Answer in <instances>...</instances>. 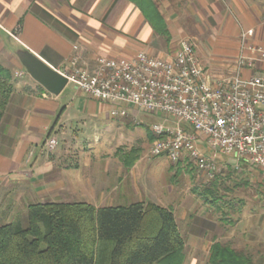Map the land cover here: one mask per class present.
I'll list each match as a JSON object with an SVG mask.
<instances>
[{
  "label": "crops",
  "instance_id": "crops-1",
  "mask_svg": "<svg viewBox=\"0 0 264 264\" xmlns=\"http://www.w3.org/2000/svg\"><path fill=\"white\" fill-rule=\"evenodd\" d=\"M164 1L158 11L165 21L167 34L157 32L145 12L131 0H0V35H4L8 46L12 45L11 33L14 34L16 49L28 50L56 70L71 68V60L76 58L83 67L92 71L98 55L129 57L138 50L156 57L171 56L185 36L193 42L202 66L215 76H223L234 70L242 30L251 29L253 34L248 41L264 47L263 0H176L177 6H182V12ZM184 13L192 17L194 30L191 34H187L185 23H180L185 18ZM35 82L37 84L27 90L24 89V82L14 84L4 109L0 121V182L3 179L41 178L47 186L38 189L36 185L34 193L54 190L50 194L59 197H71L78 193L95 198L90 203L103 207L119 205L121 199L131 197L130 192L135 195L128 204L139 201L160 204L157 194L160 181L170 177L169 182L163 183L166 192L160 193L162 198L165 196L164 204L174 212L171 201L176 198L182 200L183 195L171 184V177L175 176L172 173L168 176L170 172L160 168L169 163L168 158L159 155L148 162L145 160L152 139L150 122L140 120L137 124L140 127L134 130L129 127L132 119L121 121L126 126L124 130L132 137L128 136L125 141L134 143V138V141L141 140L143 145L137 158L133 154L135 151L131 156H121L118 148L120 141L124 142V135L114 133L112 126L106 125L107 135L94 132L92 140H89L90 134L83 132L86 118L94 117L92 112L86 111L87 105L93 106V98L75 91L70 102L65 103L63 91L55 95ZM109 111L107 117L111 116ZM121 111L119 115H128L125 108ZM59 127L63 128L61 133ZM47 129L58 136V143L50 156H46L40 148L50 134ZM117 129L120 130V126ZM203 147L207 148L204 144L201 145ZM210 154L218 158L217 161L222 159L227 166L236 163L234 158L220 152ZM130 160L133 164L127 169ZM153 163L160 169L156 177H146L141 172L137 179L129 176L139 167L147 168ZM241 166L246 167L243 163ZM136 180H140V185L144 187L141 191L134 188ZM148 183L155 191L150 190ZM167 196L175 198L166 202ZM200 217L197 214V220L191 224L192 242L198 244L207 229L212 231L209 242L220 239L215 234L220 224L214 220V226L204 227L198 221ZM247 217L248 220L254 217L256 224L252 223L250 228L255 229L256 236L262 239L264 208ZM237 225L242 223L238 222L234 227ZM239 226L245 231V224ZM250 230L246 233L249 231L248 234L252 235Z\"/></svg>",
  "mask_w": 264,
  "mask_h": 264
},
{
  "label": "built area",
  "instance_id": "built-area-1",
  "mask_svg": "<svg viewBox=\"0 0 264 264\" xmlns=\"http://www.w3.org/2000/svg\"><path fill=\"white\" fill-rule=\"evenodd\" d=\"M252 34L241 32L234 71L226 76L202 67L189 40H180L168 58L145 51L126 58L98 55L92 71L76 58L71 71H59L76 90L113 106L112 115L118 104L160 112L163 119L149 127L152 156L187 158L211 176L216 163L203 155L202 136L211 150L264 171V47L248 41Z\"/></svg>",
  "mask_w": 264,
  "mask_h": 264
},
{
  "label": "rangeland",
  "instance_id": "rangeland-1",
  "mask_svg": "<svg viewBox=\"0 0 264 264\" xmlns=\"http://www.w3.org/2000/svg\"><path fill=\"white\" fill-rule=\"evenodd\" d=\"M150 1L154 3L159 17L164 21L162 15L158 11L159 6H161L160 4H163L162 1L164 0ZM167 2L171 8H178L180 9L179 11L182 12V6L179 5L178 7L176 0H167ZM262 8L264 9V7ZM183 17L185 18L184 20H181L180 23H185V25L187 26V34L193 33L194 28L192 26V17L188 14L185 15V13L183 14ZM11 35H13V37L11 38V42L14 46H12L11 44L7 46L4 35H0V66L8 70L7 76L9 75L8 77L12 79L13 84L24 82V84H26L24 85V89L27 90L29 89V87L35 86V84L37 83L29 76L25 68L19 62L16 51L21 48L16 49V42L13 39H16V36L12 33ZM181 40H189L193 45V42L189 37L183 36ZM179 45L180 41L178 44V48ZM139 51L144 50H138L137 52ZM195 56L199 64L202 66L196 54ZM168 57H170V55L161 58ZM65 70L68 72L71 71V68H66ZM233 71H231V73ZM62 91V96H65V103H68L70 102V97H73L75 91L78 90H76L74 85L72 83H69L67 80V84ZM81 93L87 96L82 91ZM94 101L95 102L93 103V106H86V111L92 112L94 117L88 116L86 118L87 123L83 129V132L85 134H90L89 140H92L94 132H97L98 135H102V132L103 134L107 135L106 125L112 126L114 133L120 132L122 136L124 135V142L121 140L118 148L121 156L127 154L131 156L132 151H135L133 154L136 157L138 156V154H140V152L142 153L141 150L143 147L140 142L141 140L139 141L137 139V141H134L133 138L132 141L134 143L125 141L127 140L126 138H128V136L131 137V135H128L129 132L127 130H124V127L126 126H123V124H121V121L132 119L129 127L130 129L137 130V127H140L139 125H137L140 124V120L145 121V123L148 121L151 125L152 123L159 122L163 119L160 112H150L142 108H137L133 105L126 104H118L114 106H116V109H118L119 111V113L116 115H119L120 111L125 108L128 112L127 116L112 115L111 110H113V106H110V104L107 102L97 99H94ZM107 111H109L111 116L107 117ZM94 123H96V126ZM118 126H120V130L117 129ZM58 131H60L61 133V131H63V128L61 129V127H59ZM48 132L50 133L49 129H47V133ZM114 136V138H116V134H114ZM198 138L200 147L204 144L208 148H201L203 155L208 158H212V160L216 163L214 164L215 169L213 170V173H211V176L208 175L209 173L207 171L198 169L194 162H190L187 158L181 159V162H172L169 160V163L166 162L160 167L163 171H166L167 173L170 172L168 176H170L171 173L175 176L174 178L171 177V184L177 187L178 193L181 191V194L183 195L182 200L180 198H176L174 202H172L171 200L174 199L175 196H167L166 202H168V200L171 201L170 205H172L171 207L174 209V212L171 208L168 209L163 201L165 199V196L162 198V193H160V191L166 192V185L163 183L169 182L170 177H167L166 181H163L164 178L161 179L159 187L160 189H158L157 191V194L159 195L157 196L160 199L158 201L160 204L158 205L170 210L176 223L180 226L179 232L183 239V260L181 264H210V250L211 246L215 243L228 246L234 252L242 254L246 258L245 260L247 261V263L249 262V264H264V236L262 239H260L259 236H256L257 234L254 231L255 229L250 228V225L252 223L255 226L256 220L254 219V217L252 218V220H248L249 217H247L254 216L257 210L262 207L264 208V172H261V170H258L254 167L251 169L246 164V167L241 166L242 162H236L233 165L227 166L226 163L222 162V159L217 161L218 158L214 157V155H211L210 153H221V151L211 150L206 144L204 137L199 136ZM151 142L152 139L149 143L148 152L147 154L145 153V160L147 162L150 161L152 157H154L150 153ZM57 143L58 136L56 135V133H50L47 134L43 142L40 144V148L43 152H45L46 156H50V153L56 147ZM227 156H231L232 158H234L232 155ZM182 163H186V165H182ZM132 164V160H130L128 162L127 169H130L132 167ZM174 164L175 166L173 167ZM169 165L171 167H169L168 169ZM178 165L182 166L179 167ZM175 170L178 173H175ZM159 171L160 169L153 163L147 168H144L143 166L139 167L138 170H135V172L132 171L129 176L133 175L137 179L141 172L144 173L146 177L147 175L156 177ZM3 180L4 181L0 182V225L6 223H19L22 226H26L27 206L33 203L60 202L65 204H72L74 202H85L86 204L88 203L96 207V204H94V202L90 203V201H94L95 198L84 197L79 195L78 193L72 195L71 197H59L55 196L54 194H50L54 190H44L41 194L34 193V187L36 185H38V189L47 186V182L45 180H41V178L31 180V178L28 177V179L19 178L14 180ZM140 184V180H136L134 188H136L138 191H141L144 188ZM148 187L150 188V190L153 189L152 184H149ZM130 190L133 191V189L131 188ZM129 194L131 196L130 198L125 197L126 199L120 200V203H118L120 206L128 205V201L133 198L132 195H135L133 192H130ZM135 199H137V197H135ZM175 203L177 204L174 205ZM197 214L202 216L198 221L204 227L214 226V220L220 224L219 226L221 227H218L217 230H215V234L220 236V239H215L209 242V240H211L210 238L212 231L209 232L207 229L205 230V236L202 240H199L198 244L192 242L193 239L190 238L191 224L193 223L192 221L196 219L195 217H197ZM244 216H246V218H243ZM238 222L242 223L241 226L237 225L239 227H242L245 224V231L241 230V228H238L237 226L234 227ZM231 229H234V233H231ZM246 230H250V233H252V235L248 234L249 231L246 233Z\"/></svg>",
  "mask_w": 264,
  "mask_h": 264
},
{
  "label": "trees",
  "instance_id": "trees-1",
  "mask_svg": "<svg viewBox=\"0 0 264 264\" xmlns=\"http://www.w3.org/2000/svg\"><path fill=\"white\" fill-rule=\"evenodd\" d=\"M153 28L166 24L150 0H131ZM0 66V121L14 84ZM27 224L0 225V264H181L183 239L170 210L152 202L94 207L85 202L27 206ZM228 246H211L210 264H249Z\"/></svg>",
  "mask_w": 264,
  "mask_h": 264
},
{
  "label": "water",
  "instance_id": "water-1",
  "mask_svg": "<svg viewBox=\"0 0 264 264\" xmlns=\"http://www.w3.org/2000/svg\"><path fill=\"white\" fill-rule=\"evenodd\" d=\"M16 55L29 76L41 84L48 92L57 95L66 86V76L59 70L49 66L37 55L25 49H18Z\"/></svg>",
  "mask_w": 264,
  "mask_h": 264
}]
</instances>
